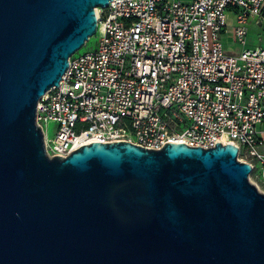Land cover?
Masks as SVG:
<instances>
[{"label": "water", "instance_id": "water-1", "mask_svg": "<svg viewBox=\"0 0 264 264\" xmlns=\"http://www.w3.org/2000/svg\"><path fill=\"white\" fill-rule=\"evenodd\" d=\"M112 0H0V264H264V195L232 145L48 158L39 99Z\"/></svg>", "mask_w": 264, "mask_h": 264}, {"label": "built area", "instance_id": "built-area-1", "mask_svg": "<svg viewBox=\"0 0 264 264\" xmlns=\"http://www.w3.org/2000/svg\"><path fill=\"white\" fill-rule=\"evenodd\" d=\"M97 9L93 50L70 57L37 103L46 156L65 159L92 143L232 145L264 195V49L247 48L264 0H112ZM228 12L237 54L222 40Z\"/></svg>", "mask_w": 264, "mask_h": 264}, {"label": "crops", "instance_id": "crops-1", "mask_svg": "<svg viewBox=\"0 0 264 264\" xmlns=\"http://www.w3.org/2000/svg\"><path fill=\"white\" fill-rule=\"evenodd\" d=\"M227 18V29L223 35V44L225 50L230 54H237L239 52V47L235 44L233 27L235 25V18L232 13L228 12ZM261 47L264 49V14L263 21L259 24L249 23L248 24V35H247V48H257ZM264 136V134H262ZM261 136V138H262ZM263 140V139H262ZM264 142V141H263ZM264 153V146L261 149Z\"/></svg>", "mask_w": 264, "mask_h": 264}, {"label": "rangeland", "instance_id": "rangeland-1", "mask_svg": "<svg viewBox=\"0 0 264 264\" xmlns=\"http://www.w3.org/2000/svg\"><path fill=\"white\" fill-rule=\"evenodd\" d=\"M95 15H96V13H95ZM100 35H101V30L99 32H97V34L95 36L90 38L85 43V45L75 54V56L82 55L84 53L92 51L94 48V44L97 41V39L100 37ZM44 128H45L46 137L48 139H52L55 135V130H56L55 124L54 123H48ZM262 139L264 141V136H262ZM238 159H240V157Z\"/></svg>", "mask_w": 264, "mask_h": 264}, {"label": "bare ground", "instance_id": "bare-ground-1", "mask_svg": "<svg viewBox=\"0 0 264 264\" xmlns=\"http://www.w3.org/2000/svg\"><path fill=\"white\" fill-rule=\"evenodd\" d=\"M96 16H98V9H95ZM101 30V29H100Z\"/></svg>", "mask_w": 264, "mask_h": 264}]
</instances>
